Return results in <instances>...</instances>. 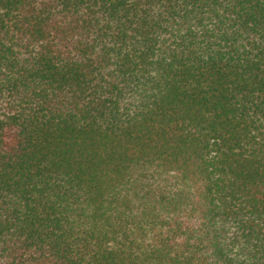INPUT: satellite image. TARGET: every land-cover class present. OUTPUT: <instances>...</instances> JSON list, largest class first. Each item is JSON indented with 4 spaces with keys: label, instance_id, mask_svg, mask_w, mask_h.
<instances>
[{
    "label": "trees",
    "instance_id": "1",
    "mask_svg": "<svg viewBox=\"0 0 264 264\" xmlns=\"http://www.w3.org/2000/svg\"><path fill=\"white\" fill-rule=\"evenodd\" d=\"M0 264H264V0H0Z\"/></svg>",
    "mask_w": 264,
    "mask_h": 264
}]
</instances>
